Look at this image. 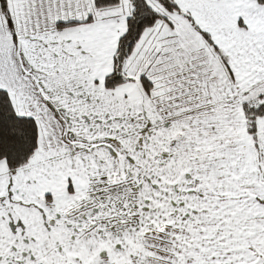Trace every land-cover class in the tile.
Listing matches in <instances>:
<instances>
[{"label": "snow or ice", "instance_id": "snow-or-ice-1", "mask_svg": "<svg viewBox=\"0 0 264 264\" xmlns=\"http://www.w3.org/2000/svg\"><path fill=\"white\" fill-rule=\"evenodd\" d=\"M0 264H264V0H0Z\"/></svg>", "mask_w": 264, "mask_h": 264}]
</instances>
